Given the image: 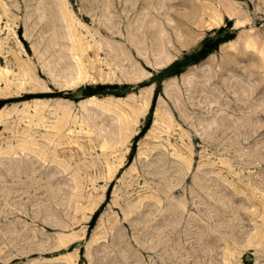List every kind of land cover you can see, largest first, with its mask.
Masks as SVG:
<instances>
[{"label": "rangeland", "instance_id": "1", "mask_svg": "<svg viewBox=\"0 0 264 264\" xmlns=\"http://www.w3.org/2000/svg\"><path fill=\"white\" fill-rule=\"evenodd\" d=\"M13 1H0L17 11L9 13L13 24L0 17V39L20 52L18 39L35 65L20 22L35 0ZM62 1L86 27L80 28L85 40L101 43L95 54L89 49L87 65L108 72L107 51L117 44L147 79L60 91L48 84L57 93L0 102V112H11L0 124V264H264V71L254 57L243 62L263 54L264 0H198L222 14L213 28L188 15L192 0ZM229 6L237 12L232 18ZM184 20L183 28L198 36L185 49L172 29ZM142 22L153 32L144 36L146 48L157 35L158 47L174 52L166 67L146 66L128 41V29ZM44 35L49 55L62 39ZM246 35H260L262 48L247 46ZM207 41L217 47L200 57ZM146 87L149 107L132 136L117 148L102 144L95 123L104 115L83 111L90 98L84 91L101 100ZM35 100L66 101L70 115L54 113L53 102L36 114ZM159 101L168 123L153 132Z\"/></svg>", "mask_w": 264, "mask_h": 264}, {"label": "bare ground", "instance_id": "2", "mask_svg": "<svg viewBox=\"0 0 264 264\" xmlns=\"http://www.w3.org/2000/svg\"><path fill=\"white\" fill-rule=\"evenodd\" d=\"M135 1L136 0H134V2ZM150 1L151 0H149L148 2ZM134 2L133 4H136V2ZM179 4L183 6L181 3ZM10 7L12 6L10 5ZM10 7H6V5L0 3V17H2V15L4 17H9L8 21L5 23V26L8 25V22L11 24L15 22V18L13 16L15 14L12 15L13 17L9 15V13L14 10L12 8L10 9ZM25 7V15L27 14V16H25L24 19L20 21L21 23H23L22 36L26 42H29L30 50L32 51L33 57L35 59V65L31 63V59H26V57L28 56L27 52L23 50V46L18 39L16 40V42L18 45V51L20 52L12 51L7 47L9 45V38L0 39V102L15 97H25L31 95L48 96L49 94L57 93L53 92L49 88L48 84H53L54 87L60 91L71 90L88 82L91 84L100 82L107 84L119 82L132 84L142 82L143 80L147 79V73L137 63L132 61L128 53L117 44L110 45L109 48L107 47V54L109 55L108 65L111 66V69H109L108 72H104L102 69H99L96 63L88 61L89 63L87 62V65L84 62V59L87 58L89 49H92L93 52H91L95 54V51H97L100 46L99 44L101 43H98L99 41H96V43L92 45L85 40V38L81 34L80 28L86 27L82 25L81 22L76 23L74 21L71 13L72 11L64 1L35 0V3H29ZM186 8H189L188 15L196 20L195 23H202L203 26L213 28L220 25L222 22V14H220V12L218 11L219 9L216 5H206L202 4L201 2L199 3L198 0H192L190 5H186ZM233 10L236 14V10ZM225 13H227L226 17L228 18H232V16L235 15L232 9L230 10V6L229 9L225 10ZM53 16L58 20H54V26L48 25L47 23L49 19H51V17ZM237 17L240 18V14ZM204 18L208 19L204 21ZM44 20L47 21L43 22ZM200 20L203 21L200 22ZM184 23H186L185 20L179 21V23L175 22L172 25V29H174L175 31V37L178 38L181 46L185 49L193 46L197 42L198 36L195 34L191 35V33L184 29ZM236 23L241 24L242 22L237 21ZM45 24H47L46 27L44 26ZM11 28L12 27L8 26L7 29L11 34H13L15 38V33L12 32ZM86 31H90V28L86 29ZM152 33L153 32L150 27H148L147 30L145 29V26H143V22L140 25L133 24L131 25V28L128 29L127 39L135 46L137 56L141 58L146 66H152L153 68L158 69L164 68L170 62L175 60L176 56L174 52L170 53L168 52L170 50L165 51L161 50V48L158 47V45L156 44L158 40L157 35L153 37L152 43L154 45L152 44L151 50L149 49V47L146 48V46L144 45V36ZM2 34L3 32H1L0 30V35ZM44 34H48L46 35V38H56L60 40L62 39L61 42H58L57 48L56 46H53L54 48L50 47L49 55H45L44 52L47 48L45 47L43 49L42 46V43L45 40ZM261 38L262 37L260 35H246L244 36V43L249 44L247 46H252L253 49L255 46V48L257 47V50H259L263 45L261 43ZM252 57H254L253 59L258 60L259 69L264 71V51L260 56L252 54L248 55L247 57H245L243 62H249L250 60H252ZM125 60H127V62L129 63L127 67L123 65V61ZM1 61L4 63V65L1 64ZM12 68L16 70V73L13 72ZM89 68L94 70L93 74L89 72ZM258 70L256 71L259 77L258 79H263V71L260 72ZM229 71V68L225 69L226 75H228L227 72ZM245 71L249 76V73L246 69ZM41 73L46 78V80H43L41 78ZM151 95L152 88L146 87L140 89L137 94L127 95L125 98H114L112 96H108L104 99L97 100L96 97H90L82 103L81 107L87 115L94 113L104 115V118L101 119L100 122L95 123L98 124L97 126H95L97 130L95 133L100 135V142L102 144H112L113 146L118 147V145L124 143L125 140L129 139V137L132 136L138 121L147 113ZM258 95L260 96V89L255 94V97H257ZM259 98L260 97H258V99ZM50 102L53 101H33L34 113L40 114L43 109L49 106ZM64 103H66V101L57 100L52 103V106L54 113H62V115L67 118L70 115V107L68 105H64ZM10 114L11 112H6L3 109L0 112V124L5 122L6 116ZM64 119L63 122L65 121ZM88 122H90V120H88ZM64 123L68 122L65 121ZM84 123L86 124V122ZM167 123V112L164 109L163 103L159 101L154 112L153 132H155V130H159L161 124ZM40 155L41 154L38 152L35 153L34 160H36V162L38 163L42 160V157ZM64 239L66 238H63V240ZM67 240L69 241L68 238L65 241Z\"/></svg>", "mask_w": 264, "mask_h": 264}, {"label": "trees", "instance_id": "3", "mask_svg": "<svg viewBox=\"0 0 264 264\" xmlns=\"http://www.w3.org/2000/svg\"><path fill=\"white\" fill-rule=\"evenodd\" d=\"M208 42L210 43V41H207L206 43L203 44L202 48L199 50L198 54L200 55V57H204L206 56L208 53H210L213 49H215V47H217V44H214L213 46L208 45ZM220 43V42H219Z\"/></svg>", "mask_w": 264, "mask_h": 264}, {"label": "water", "instance_id": "4", "mask_svg": "<svg viewBox=\"0 0 264 264\" xmlns=\"http://www.w3.org/2000/svg\"><path fill=\"white\" fill-rule=\"evenodd\" d=\"M84 95H85V96H90V97H91V95H89V91H88V90H85V91H84Z\"/></svg>", "mask_w": 264, "mask_h": 264}]
</instances>
